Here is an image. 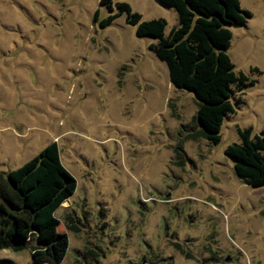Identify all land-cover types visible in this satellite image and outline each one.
<instances>
[{
  "label": "rangeland",
  "instance_id": "rangeland-1",
  "mask_svg": "<svg viewBox=\"0 0 264 264\" xmlns=\"http://www.w3.org/2000/svg\"><path fill=\"white\" fill-rule=\"evenodd\" d=\"M120 1L164 18L165 33L177 24L158 0ZM240 5L251 17L230 27L227 52L236 71L263 74L212 145L193 94L124 15L100 27L99 0H0V169L57 142L76 179L55 212L69 241L59 264H264V187L243 184L224 154L239 128L264 129V0ZM0 259L37 264L29 248Z\"/></svg>",
  "mask_w": 264,
  "mask_h": 264
},
{
  "label": "trees",
  "instance_id": "trees-1",
  "mask_svg": "<svg viewBox=\"0 0 264 264\" xmlns=\"http://www.w3.org/2000/svg\"><path fill=\"white\" fill-rule=\"evenodd\" d=\"M173 8L177 24L165 33L164 18L143 20L126 1L99 0L108 14L93 20L100 27L124 15L138 37H150L149 50L166 64L171 84L193 94L200 134L212 145L221 140L223 120L244 101L236 94L253 86L263 72L249 67V74L236 71L228 54L231 26H243L251 12L240 0H158ZM233 100V101H232ZM239 141L226 145L241 182L251 188L264 187V129L239 128ZM76 189V179L60 160L56 141L16 168L0 169V250L29 248L37 264H59L68 248V235L59 230L56 210ZM7 261L0 259V264Z\"/></svg>",
  "mask_w": 264,
  "mask_h": 264
}]
</instances>
